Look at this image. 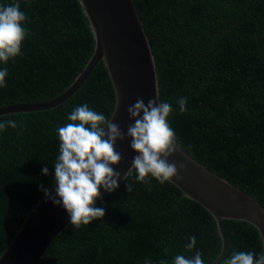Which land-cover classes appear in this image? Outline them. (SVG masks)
I'll list each match as a JSON object with an SVG mask.
<instances>
[{
  "label": "trees",
  "instance_id": "1",
  "mask_svg": "<svg viewBox=\"0 0 264 264\" xmlns=\"http://www.w3.org/2000/svg\"><path fill=\"white\" fill-rule=\"evenodd\" d=\"M133 1L154 55L159 100L172 105L168 121L177 144L264 206V0ZM13 3L28 17L29 31L22 55L0 64L8 70L0 107L57 97L94 50L79 0H0V6ZM180 97L187 98L184 114ZM85 103L108 119L114 110L102 61L59 105L0 115V122H23L0 131V256L45 196L40 186L55 185L56 129ZM118 185L96 201L105 209L101 219L79 228L68 223L37 264H172L176 255L190 258L197 250L204 264L219 257L223 241L215 217L173 183L144 184L133 172ZM223 227L222 259L233 251L264 253L251 223L225 219ZM192 236L196 245L189 252L185 245Z\"/></svg>",
  "mask_w": 264,
  "mask_h": 264
},
{
  "label": "water",
  "instance_id": "2",
  "mask_svg": "<svg viewBox=\"0 0 264 264\" xmlns=\"http://www.w3.org/2000/svg\"><path fill=\"white\" fill-rule=\"evenodd\" d=\"M94 38L92 56L74 81L57 97L40 103H20L0 107V115L42 110L55 107L77 91L93 68L102 61L112 82L115 106L110 122L125 131L134 121L128 118L127 108L140 97L159 100V85L154 55L133 0H79ZM131 138L116 142L122 155L113 166L124 174L137 154L130 148ZM175 163L181 180L170 182L182 194L203 205L215 217L223 241V248L212 264H217L227 250V237L223 227L225 219L247 221L260 232L264 246V206L252 196L215 174L186 153L178 144L169 157ZM185 167L180 169V165ZM56 185L49 191L54 192ZM101 199L108 192L100 190ZM70 223L62 206L53 204L44 196L32 210L14 240L0 256V264H37L46 253L51 241Z\"/></svg>",
  "mask_w": 264,
  "mask_h": 264
},
{
  "label": "clouds",
  "instance_id": "3",
  "mask_svg": "<svg viewBox=\"0 0 264 264\" xmlns=\"http://www.w3.org/2000/svg\"><path fill=\"white\" fill-rule=\"evenodd\" d=\"M28 17L21 11L19 3L0 6V64L22 55L21 48L28 34L25 26ZM7 68L0 70V88L6 87ZM179 112H186L187 98L177 100ZM172 105L157 103L149 99L147 103L140 97L127 108L128 118L134 123L127 126L126 133L119 124L110 120L98 111L92 110L87 103L74 107L67 116L68 123L56 129L59 149L54 165L55 190L50 192L41 185L45 196L53 204L63 207L70 217V224L79 228L89 225L91 221L101 219L105 215L103 207H96L100 190L111 193L119 185L121 173L113 166L118 165L122 155L116 149V142L131 138L130 148L137 153L123 179L133 175L144 184L151 179L163 185L173 178L181 180L177 165L169 162V157L177 151V137L170 126L168 117L172 114ZM16 120L0 122V131L17 128L22 125ZM180 169L185 167L181 164ZM42 174H48V167L42 168ZM126 191H132L125 184ZM196 245V237L189 238L186 251H192ZM168 249L165 248V252ZM202 253L197 250L188 258L182 254L174 257L172 264H204ZM145 264H150L145 261ZM160 264H165L161 260ZM220 264H264V253L233 251L222 259Z\"/></svg>",
  "mask_w": 264,
  "mask_h": 264
}]
</instances>
